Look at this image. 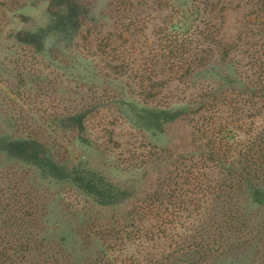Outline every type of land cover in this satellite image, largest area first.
<instances>
[{"label": "trees", "instance_id": "16d2710c", "mask_svg": "<svg viewBox=\"0 0 264 264\" xmlns=\"http://www.w3.org/2000/svg\"><path fill=\"white\" fill-rule=\"evenodd\" d=\"M233 1L236 2V9L250 8L248 19L252 30L245 36L248 42H230L223 35L222 25L225 22L219 26L216 23L218 18L224 17V11L231 8ZM227 2L230 5L211 0H194L183 4L188 12L201 13L202 18L176 22L165 20L162 27L158 26L156 30L158 44H154L146 35L142 36L151 29L153 22L138 19L128 23V36L132 37V40L128 38V75L135 79L140 77V84L152 82L160 73L167 78L160 86L153 82L145 90L165 89L173 82H179L184 85L191 83L189 89L207 91L192 108L185 105H148L138 109L133 104L129 105L135 114V119L131 121L135 129L152 132L155 137L166 134L169 128L171 130L182 125L184 143L192 144L195 149V152H180L178 158L189 164H171L168 168L170 178L159 181L155 188L147 189L152 182L151 176L155 177V174L148 173L144 186L128 189V192L120 189L96 168L93 160L96 151L89 154L84 152L73 159H61L37 138H13L0 134V156L8 162L31 167L50 180L67 184L91 204L106 209L103 212L118 214L119 228L114 223L106 227L96 225L100 222V217H97L99 210L81 213L83 223L74 231L76 235L86 232V237L81 241L88 251L93 253V249L98 248L108 254L123 251L122 248L128 243V264H209L207 261L213 257L214 251L208 248L200 224H204L206 219L213 221L216 218L213 210H216L218 203H237L236 197L241 191L240 195L244 194L249 203L264 199V0ZM91 11L83 0H52L47 24L34 31L19 32L18 42L42 56L55 48L67 47L77 36L85 39L88 23L97 28L99 22L91 18ZM100 47L107 46L100 44ZM243 48L246 50L242 54L250 59L246 66L251 72L250 76L246 72L240 74L242 72L234 67L236 61L231 59ZM99 53L103 54V51ZM217 66L233 68L239 74H235V77L231 74L217 75L221 80L219 90L229 86L222 91L206 85L211 79L210 74L216 77L210 72ZM125 67V64L120 66L117 74L124 75ZM236 84L239 85L238 90L235 89ZM228 93H235L236 96L229 98ZM147 98L155 99L157 95L148 93ZM210 98L211 105L208 103ZM228 108L232 110L229 116L232 120L224 123L226 119L221 114L223 109ZM92 109L84 111L74 108L57 118L58 126L75 133L77 145H85L88 141L84 135ZM206 113L213 114L206 116ZM258 119L263 121L259 126ZM210 131L217 141L211 149L206 141ZM242 134L248 136L243 145L240 144ZM222 152L229 156L223 157ZM157 154L154 153V156ZM195 155L199 162L194 159ZM230 157L239 158V162L228 163L225 160L223 165L222 158ZM208 160L214 161L215 170H219V174L221 170L224 178L207 180L209 175L204 173L207 166L200 163ZM151 191L153 194L149 195ZM11 200V197L5 202L0 200V264H60L56 259L60 253L64 264L66 256L61 252L64 251L62 244L51 248L49 246L53 244H48L44 237L39 238V234L35 240L27 239L31 224L24 219L30 217L31 211L22 207L16 214ZM139 205H144V208H138ZM97 236L103 242L106 237L116 239L111 240L109 247L103 248V242L99 243ZM163 239H168L170 246L156 247L155 243ZM219 239L220 236L209 238V241L220 245ZM45 248L48 252L40 254Z\"/></svg>", "mask_w": 264, "mask_h": 264}, {"label": "rangeland", "instance_id": "374dc122", "mask_svg": "<svg viewBox=\"0 0 264 264\" xmlns=\"http://www.w3.org/2000/svg\"><path fill=\"white\" fill-rule=\"evenodd\" d=\"M211 1L230 5L227 0ZM192 2L194 0H83V4L92 9L91 18L99 22L97 28L88 23L85 39L77 36L67 47L55 48L42 56L31 47L20 44L18 34L45 26L52 0H0V134L13 138H37L61 159H73L84 152L89 154L96 151L93 159L96 168L114 185L127 192L128 189L144 186L148 173L155 174V177L151 176L152 182L147 189L155 188L159 181L168 180L171 164H189L179 159L178 154L184 153V150L195 152L194 147L184 143L182 125L171 130L169 128L166 134L155 137L152 132L135 129L131 123L135 114L129 105L133 104L138 109L148 105H185L192 108L207 91L189 89L191 83L184 85L179 82H173L165 89L145 90L153 82L160 86L167 78L160 73L152 82L140 84V77L135 79L128 75V38L132 40L128 36V23L138 19L153 22L151 29L142 36L146 35L154 44H158L156 30L158 26L162 27L165 20L176 22L193 17L202 18L201 13L192 14L183 6ZM233 2L231 8L224 11L222 19L217 17L216 23L219 26L225 22L222 25L223 35L230 42H248L245 36L252 30L248 19L250 8L245 6L236 9V2ZM100 44L107 47L101 48ZM245 50L243 48L231 59L236 61L234 67L242 72L238 71L240 74L246 72L250 76L251 72L246 67L250 59L242 54ZM102 51L104 55L99 53ZM124 64V75H118L119 67ZM233 70L226 66L215 67L210 73L216 77L210 74L211 79L206 85L219 90L218 83L221 80L217 75L239 76ZM146 76L149 77V74ZM228 87L224 86L219 91ZM238 88L236 84L235 89ZM148 93L157 95V98L148 100ZM229 93V98L236 96L235 93ZM211 100L208 99L210 105ZM74 108L84 111L93 108L89 115L91 119L87 121L84 136L88 143L85 145H77L75 133L58 126L57 118L65 116ZM211 114L206 113V116ZM221 115L226 119L224 123L231 122L230 108L223 109ZM257 122L258 126L263 123L261 119ZM247 137L242 134L240 144H245ZM206 141L210 149L216 145L212 131ZM156 152L158 154L154 156ZM226 152H222V156L227 158L229 155ZM197 158L195 155L194 159L199 162ZM225 160L228 163L239 162L237 157L222 158L223 165ZM200 164L207 166L204 171L209 175L207 180L225 177L221 170L220 174L219 170H215L214 161H201ZM240 193L236 197L237 203H218L216 210L210 208L216 218L213 221L206 219L204 224H200L208 248L214 251L213 257L207 261L209 264H264V199L249 203L246 196ZM152 194L153 191L149 192V195ZM9 197L16 214L22 207L23 210L31 211L30 217L24 219L31 224L27 239L35 240L39 234V238L44 237L48 244H53L49 246L51 248L62 244L64 251L61 252L66 256L64 264H128V243L122 248L123 251L104 254L97 248L93 249V253H96L93 254L81 241L86 237V232L76 235L74 231L83 223L80 216L86 210H99L97 217H100V222L96 225L103 224L106 227L114 223L119 228L116 212H103L106 209L91 204L73 187L50 180L31 167L8 162L0 156V200L5 202ZM138 208H144V205ZM225 213L226 217H231L226 218ZM219 236L220 245L209 241V238ZM97 237L99 243L103 242ZM115 239L106 237L101 242L103 248L109 247L111 240ZM169 244L168 239H163L156 242L155 246L168 247ZM44 252L48 250L45 248L40 254ZM56 259L62 264L61 253L56 255Z\"/></svg>", "mask_w": 264, "mask_h": 264}]
</instances>
